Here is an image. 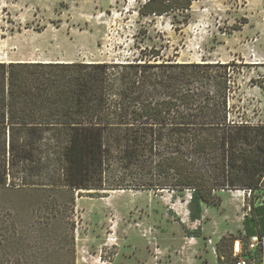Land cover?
Listing matches in <instances>:
<instances>
[{
	"label": "trees",
	"instance_id": "trees-1",
	"mask_svg": "<svg viewBox=\"0 0 264 264\" xmlns=\"http://www.w3.org/2000/svg\"><path fill=\"white\" fill-rule=\"evenodd\" d=\"M193 1L146 0L139 13L189 16ZM135 60L0 61V188L69 197L45 202L35 238L15 221L1 222L0 264H76L68 213L76 191L191 189L193 221L204 203H222L219 190L264 196V121L233 117V63L159 51ZM260 201L244 217L245 242L264 235ZM253 258L262 261V250Z\"/></svg>",
	"mask_w": 264,
	"mask_h": 264
},
{
	"label": "rangeland",
	"instance_id": "rangeland-1",
	"mask_svg": "<svg viewBox=\"0 0 264 264\" xmlns=\"http://www.w3.org/2000/svg\"><path fill=\"white\" fill-rule=\"evenodd\" d=\"M145 1L0 0V61L127 62L159 51L178 61L231 62L233 117L264 121V0H194L189 16H143ZM81 191L68 212L76 264H234L233 242L247 239L250 202L264 200L247 198L242 189L219 190L222 203H204L202 218L193 221L191 189ZM68 198L39 188H0V223L15 221L35 238L45 202Z\"/></svg>",
	"mask_w": 264,
	"mask_h": 264
},
{
	"label": "built area",
	"instance_id": "built-area-1",
	"mask_svg": "<svg viewBox=\"0 0 264 264\" xmlns=\"http://www.w3.org/2000/svg\"><path fill=\"white\" fill-rule=\"evenodd\" d=\"M257 249L262 250V261H264V235H252L247 242L243 238H237L233 245V255L237 257L234 264H256L253 253Z\"/></svg>",
	"mask_w": 264,
	"mask_h": 264
},
{
	"label": "crops",
	"instance_id": "crops-1",
	"mask_svg": "<svg viewBox=\"0 0 264 264\" xmlns=\"http://www.w3.org/2000/svg\"><path fill=\"white\" fill-rule=\"evenodd\" d=\"M256 203V202H255ZM262 203L261 201L257 202L256 205ZM250 209V208H249ZM246 214H249V212H247ZM245 231V229H243ZM257 234H260L259 232H257ZM264 262V261H263Z\"/></svg>",
	"mask_w": 264,
	"mask_h": 264
}]
</instances>
